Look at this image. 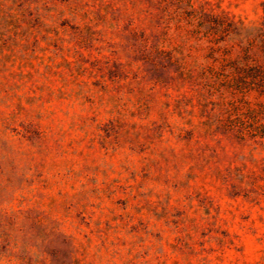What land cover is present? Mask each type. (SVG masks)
<instances>
[{
  "label": "rangeland",
  "instance_id": "374dc122",
  "mask_svg": "<svg viewBox=\"0 0 264 264\" xmlns=\"http://www.w3.org/2000/svg\"><path fill=\"white\" fill-rule=\"evenodd\" d=\"M197 1L247 24L264 17V0ZM1 25L0 264H264V149L247 143L217 164L221 143L197 137L194 87H80L60 22ZM190 43L172 46L205 65ZM109 45L84 58L107 61ZM216 166L253 173L255 188L232 195Z\"/></svg>",
  "mask_w": 264,
  "mask_h": 264
},
{
  "label": "trees",
  "instance_id": "16d2710c",
  "mask_svg": "<svg viewBox=\"0 0 264 264\" xmlns=\"http://www.w3.org/2000/svg\"><path fill=\"white\" fill-rule=\"evenodd\" d=\"M100 1L96 9L91 0H0V25L42 23L47 16L60 22L55 33L59 49L68 43L67 49L77 55L68 66L80 87L92 78L102 91L128 87L132 93L138 88L150 97L159 89L179 86L180 79L194 87L203 118L197 137L221 143L217 164L231 163L247 143L264 149V17L247 24L208 1ZM103 40L112 47L110 59L84 58L86 50L101 48L95 46ZM177 40L206 50V64L192 66L178 46H172ZM252 156L248 160L256 162ZM213 170L232 195L240 194L242 183L255 188L251 172L239 178L228 168Z\"/></svg>",
  "mask_w": 264,
  "mask_h": 264
}]
</instances>
